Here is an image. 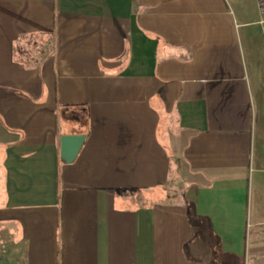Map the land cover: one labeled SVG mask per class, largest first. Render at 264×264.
Returning <instances> with one entry per match:
<instances>
[{
    "label": "crops",
    "instance_id": "obj_1",
    "mask_svg": "<svg viewBox=\"0 0 264 264\" xmlns=\"http://www.w3.org/2000/svg\"><path fill=\"white\" fill-rule=\"evenodd\" d=\"M260 20L257 0H0V264H264ZM65 135L86 136L71 164Z\"/></svg>",
    "mask_w": 264,
    "mask_h": 264
},
{
    "label": "trees",
    "instance_id": "obj_2",
    "mask_svg": "<svg viewBox=\"0 0 264 264\" xmlns=\"http://www.w3.org/2000/svg\"><path fill=\"white\" fill-rule=\"evenodd\" d=\"M37 37H23L16 47L17 60L21 63H35L45 53V44H38Z\"/></svg>",
    "mask_w": 264,
    "mask_h": 264
},
{
    "label": "water",
    "instance_id": "obj_3",
    "mask_svg": "<svg viewBox=\"0 0 264 264\" xmlns=\"http://www.w3.org/2000/svg\"><path fill=\"white\" fill-rule=\"evenodd\" d=\"M85 139V135H65L62 137L60 157L65 164H71L76 160Z\"/></svg>",
    "mask_w": 264,
    "mask_h": 264
},
{
    "label": "built area",
    "instance_id": "obj_4",
    "mask_svg": "<svg viewBox=\"0 0 264 264\" xmlns=\"http://www.w3.org/2000/svg\"><path fill=\"white\" fill-rule=\"evenodd\" d=\"M257 2H258L259 12L261 15L260 24L263 28V34H264V0H257Z\"/></svg>",
    "mask_w": 264,
    "mask_h": 264
},
{
    "label": "rangeland",
    "instance_id": "obj_5",
    "mask_svg": "<svg viewBox=\"0 0 264 264\" xmlns=\"http://www.w3.org/2000/svg\"><path fill=\"white\" fill-rule=\"evenodd\" d=\"M44 41H45V39H43V38H38L37 39V43L38 44H42V43H44Z\"/></svg>",
    "mask_w": 264,
    "mask_h": 264
}]
</instances>
